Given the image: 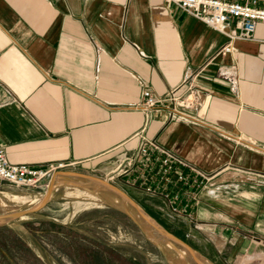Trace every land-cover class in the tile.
<instances>
[{
	"label": "crops",
	"instance_id": "0c3cea01",
	"mask_svg": "<svg viewBox=\"0 0 264 264\" xmlns=\"http://www.w3.org/2000/svg\"><path fill=\"white\" fill-rule=\"evenodd\" d=\"M227 42L167 0H0L9 160L109 174L155 140L210 176L175 189L181 228L215 263L264 264V23ZM145 88L177 100L147 111Z\"/></svg>",
	"mask_w": 264,
	"mask_h": 264
},
{
	"label": "rangeland",
	"instance_id": "374dc122",
	"mask_svg": "<svg viewBox=\"0 0 264 264\" xmlns=\"http://www.w3.org/2000/svg\"><path fill=\"white\" fill-rule=\"evenodd\" d=\"M60 176L65 181L51 176L36 187L0 180V216L13 215L0 222V264H219L180 218L163 215L157 198L121 177L88 169ZM140 209L171 236L147 224Z\"/></svg>",
	"mask_w": 264,
	"mask_h": 264
},
{
	"label": "built area",
	"instance_id": "2783aa9c",
	"mask_svg": "<svg viewBox=\"0 0 264 264\" xmlns=\"http://www.w3.org/2000/svg\"><path fill=\"white\" fill-rule=\"evenodd\" d=\"M177 4L187 14L206 23L224 34L228 42L220 53L233 51L238 40H252L257 26L264 23V0H167ZM143 107L147 111L165 101H176V97L159 99L151 89L142 92ZM191 99H180L179 104L189 105ZM117 166L110 178H127L126 184L138 188L146 195L157 198L173 216H184L186 208L178 201L180 194L175 192L179 186L201 187L210 178L172 150L163 147L155 140H146L132 151L119 155ZM68 164L50 163L44 167H34L25 163H12L6 146L0 140V180L15 185L39 186L47 178L64 171ZM193 199H196L192 195Z\"/></svg>",
	"mask_w": 264,
	"mask_h": 264
},
{
	"label": "bare ground",
	"instance_id": "6f19581e",
	"mask_svg": "<svg viewBox=\"0 0 264 264\" xmlns=\"http://www.w3.org/2000/svg\"><path fill=\"white\" fill-rule=\"evenodd\" d=\"M93 180V179H92ZM63 181H65V178L64 177H62V176H60V175H57L56 177H55V182L56 183H61V182H63ZM92 182V181H91ZM124 199L126 200V201H128V198L126 197V196H124ZM10 216H13V215H9V216H0V222H5V221H7L9 218H10ZM143 216H144V219L146 220V223L147 224H149L151 227H154V228H156V229H158V231L162 234V235H164V237H168V235L164 232V231H162V229H161V227H160V225H159V223L154 219V218H152L151 216H149L148 214H146V213H143ZM196 257L198 258V256L196 255ZM199 259V258H198ZM201 263H203V264H206L205 262H201Z\"/></svg>",
	"mask_w": 264,
	"mask_h": 264
},
{
	"label": "water",
	"instance_id": "95a60500",
	"mask_svg": "<svg viewBox=\"0 0 264 264\" xmlns=\"http://www.w3.org/2000/svg\"><path fill=\"white\" fill-rule=\"evenodd\" d=\"M61 173H64V174H68V173H72V172H70V171H61V172H59V173H57V174H55L54 175V179H55V177L57 176V175H61ZM116 191L118 192V193H120L123 197L124 196H126L127 198H128V201L129 202H131V203H133V204H135V202H133L125 193H123L122 191H120V190H118V189H116ZM135 205H137V204H135ZM36 210V208H34V209H29V210H26L25 212L26 213H30V212H33V211H35ZM140 211H141V214L143 215V213H145L142 209H140ZM160 225V224H159ZM160 227H161V229H162V231H164L167 235H168V237L169 236H171L161 225H160ZM180 242H182V243H184L185 245H186V243L185 242H183L182 240H179ZM191 251H193V250H191ZM193 253H194V251H193Z\"/></svg>",
	"mask_w": 264,
	"mask_h": 264
},
{
	"label": "trees",
	"instance_id": "16d2710c",
	"mask_svg": "<svg viewBox=\"0 0 264 264\" xmlns=\"http://www.w3.org/2000/svg\"><path fill=\"white\" fill-rule=\"evenodd\" d=\"M84 249L87 250L88 248L85 247ZM103 249L106 250V252H108V253H110V252H112L113 250H115V249L110 248V247H108V246H104Z\"/></svg>",
	"mask_w": 264,
	"mask_h": 264
}]
</instances>
